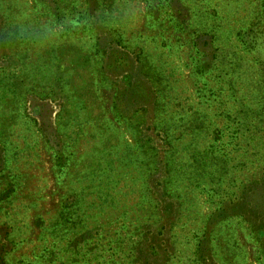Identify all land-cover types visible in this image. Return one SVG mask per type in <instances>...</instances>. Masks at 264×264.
Here are the masks:
<instances>
[{
    "label": "rangeland",
    "instance_id": "1",
    "mask_svg": "<svg viewBox=\"0 0 264 264\" xmlns=\"http://www.w3.org/2000/svg\"><path fill=\"white\" fill-rule=\"evenodd\" d=\"M0 264H264V0H0Z\"/></svg>",
    "mask_w": 264,
    "mask_h": 264
}]
</instances>
